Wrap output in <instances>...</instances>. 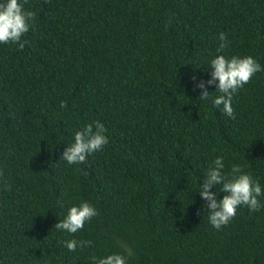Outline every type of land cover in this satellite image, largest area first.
Instances as JSON below:
<instances>
[{
	"label": "trees",
	"instance_id": "1",
	"mask_svg": "<svg viewBox=\"0 0 264 264\" xmlns=\"http://www.w3.org/2000/svg\"><path fill=\"white\" fill-rule=\"evenodd\" d=\"M24 7L36 13L24 47L0 45V264H94L113 252L127 264H264V207L241 206L217 230L197 191L217 155L225 173L240 164L264 185V70L234 94V118L212 105L214 85L199 101L192 79L208 78L220 32L224 55L264 65V0ZM93 120L108 143L68 164L66 143ZM84 200L96 216L74 234L55 228ZM73 237L91 243L69 251L61 241Z\"/></svg>",
	"mask_w": 264,
	"mask_h": 264
},
{
	"label": "clouds",
	"instance_id": "2",
	"mask_svg": "<svg viewBox=\"0 0 264 264\" xmlns=\"http://www.w3.org/2000/svg\"><path fill=\"white\" fill-rule=\"evenodd\" d=\"M25 0H0V45L17 44L24 47L22 36L27 33L32 25L36 13L25 9ZM217 55L212 57L207 66L209 73L207 79L192 77L194 89H199V101H207L211 92L209 86H215L218 94L211 97L214 107L221 113L234 118L232 105L233 96L247 84L259 71L264 70V65L252 55L226 56L221 51L229 44L225 32L219 33ZM65 101H60L64 107ZM107 129L100 120L85 123L72 134V140L66 143L62 152L68 164H81L86 161L89 154L102 150L108 143ZM224 157L217 155L200 178L198 193L207 209L210 225L219 230L226 226L237 214L241 206H247L250 211L264 207L261 197H264V185L259 179L254 178L250 172L241 170L240 164H233L230 173H225ZM219 186V191L217 190ZM215 188V190H213ZM221 193H223L221 197ZM98 214V210L89 201L84 200L67 208L63 219H59L55 228L69 234L77 233L87 221ZM69 251L84 247L91 241L77 240L74 237L61 241ZM94 264H127V256L120 252L96 257H91Z\"/></svg>",
	"mask_w": 264,
	"mask_h": 264
}]
</instances>
